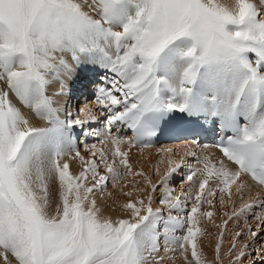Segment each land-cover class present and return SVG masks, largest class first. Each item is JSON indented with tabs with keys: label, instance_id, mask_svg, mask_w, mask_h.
<instances>
[{
	"label": "snow or ice",
	"instance_id": "obj_1",
	"mask_svg": "<svg viewBox=\"0 0 264 264\" xmlns=\"http://www.w3.org/2000/svg\"><path fill=\"white\" fill-rule=\"evenodd\" d=\"M89 72L99 74L93 95L105 126L100 143L112 149L84 144L85 155L76 129L97 123L96 116L90 108L73 115L60 100L69 78L75 85ZM209 124L225 133L221 158L189 169L181 183L190 189L202 173L193 195L169 185L186 161L169 158L157 185L132 172L121 147L198 135ZM124 127L132 137L113 135ZM77 159L82 170L74 173L69 160ZM127 174L145 176L151 194L124 203L122 218L104 216L96 193ZM249 177L264 186V0H0L2 264H164L161 252L177 249L185 264H206L197 236L200 217L213 212L200 206L213 205L208 197L217 190L221 205L225 194L231 201L233 185L242 198ZM158 187L164 207L154 208ZM254 218L264 224V215ZM239 237L245 242L232 244V264H264V228L236 231L234 241ZM222 243L223 233L217 261Z\"/></svg>",
	"mask_w": 264,
	"mask_h": 264
},
{
	"label": "rangeland",
	"instance_id": "obj_2",
	"mask_svg": "<svg viewBox=\"0 0 264 264\" xmlns=\"http://www.w3.org/2000/svg\"><path fill=\"white\" fill-rule=\"evenodd\" d=\"M96 88H88L87 92L85 91V95L87 96L88 102H83L80 100L79 107L82 106H88L90 105V109H92L94 115L96 116L97 123L86 125L84 129H76V132L78 133L77 142L78 145L81 146V152L82 154L87 155V153L84 152L83 145L88 144L91 145L93 143L97 144V147L104 148L105 151H110L111 148H107L106 144H101L100 137H97L95 135L96 132L101 133L103 135L105 133V126L103 124V113L100 111L99 105L96 104L95 97L93 93H95ZM70 99V98H69ZM73 99V97H71ZM94 99V100H93ZM72 101V100H71ZM68 104L70 105V102ZM77 108V109H78ZM76 109V113H77ZM80 119H83L81 116V113L79 114ZM104 130V131H103ZM127 131V130H126ZM83 134H79V133ZM97 137V138H95ZM189 139L181 141V144H186L184 141H189L195 139H192V137H188ZM198 142H201L199 139H197ZM195 142L196 146L202 147L204 146L201 143ZM179 142H172V143H166L162 144V146H174L175 144H178ZM187 143H194V142H187ZM135 148V147H133ZM151 148V147H148ZM136 149V148H135ZM138 149V148H137ZM147 149V148H146ZM172 157L176 159L177 161L183 159L187 162V166L184 168V170L177 176L174 177L172 181L169 182V185L172 189H174L175 194L179 195L182 191H188L189 195H193L197 189L199 184V175L194 177V180L196 181L197 186L195 185L191 189L189 188V183L185 181L184 183H181L189 169H197L199 168L200 160H196V158L193 157H186V155L182 158L177 159V150L173 149ZM129 152V151H128ZM136 153V152H135ZM135 153H130L128 156L129 163L132 165V172H139L142 171L146 177H150L152 179V182L154 184H159L160 180L157 179V169H165L167 166H165L168 163V155L165 158H154L150 157L149 159H144L143 157H140L139 155H136ZM201 155V154H200ZM149 161V162H148ZM151 164V166H148ZM198 165V166H197ZM103 174V172H102ZM145 176H138L133 174H127L121 179L119 182H113L111 179L107 182L106 188L103 191V193H106L109 204L105 208L107 214L110 210L118 212L123 215V217L126 215L123 211L120 210V202L122 201L126 203L129 199L135 200L139 197H143L146 199V196L148 194H151V189L147 185ZM161 179V178H160ZM51 186V198L53 202L58 200V194H57V185L55 183L50 184ZM140 188H148V192L141 193L138 191ZM234 185L232 187V197L231 201H229V198L227 194H225V203L223 205L219 202V191L217 190V195L215 197H208L209 199L213 200V205H208L206 203L201 204V212H213V216L211 219H208L207 217H200V213H197V216L200 217V224L199 227L203 230L202 233L198 234L197 241H198V247L203 253L204 259L206 261V264H232V261L234 259V256L229 255V250L232 248V244L234 242L243 244L245 241L243 237L236 238L234 241V234L236 231H247L249 227L252 229H255L257 225L259 224L262 228H264V224L261 223L260 220L254 218V216H261L264 215V197H262L261 204L259 206H255V208H252L250 212L245 213L244 215L237 217L232 216L233 211L239 212L240 209V203H236L237 198V192L235 191ZM207 191V189H206ZM127 192H132V197H128L126 195ZM100 193V192H98ZM164 195V189L159 188L157 189L156 193L154 194L155 199L153 202L154 208L164 207L159 203V200ZM194 200L188 201L189 208L192 204H194ZM233 203V204H232ZM236 204V205H235ZM233 207V209H232ZM227 213V215H226ZM173 215H178L181 218L184 217V212H173ZM231 217V219H230ZM228 220L227 226L224 225V221ZM221 233H223V243L219 252V261L216 260V244L220 242ZM182 233L178 232L177 235H181ZM201 239V243H200ZM161 255H165L166 259L164 264H185V261L183 257L180 255L179 250L177 249L175 252H169L164 253L161 252ZM208 255V256H207ZM258 255V254H257ZM189 258L190 252H189ZM177 260L176 263L173 262V260ZM247 264V262H245Z\"/></svg>",
	"mask_w": 264,
	"mask_h": 264
},
{
	"label": "bare ground",
	"instance_id": "obj_3",
	"mask_svg": "<svg viewBox=\"0 0 264 264\" xmlns=\"http://www.w3.org/2000/svg\"><path fill=\"white\" fill-rule=\"evenodd\" d=\"M98 76H99V74L95 73V72H89L86 74H81L80 79L76 82L75 85H73V83H72V78H69L67 81V84H68V87L66 89L67 94L61 98L60 105L63 107H67L68 110L73 113V115H76L75 111L79 107L80 100L83 99L82 103L88 102V100H89V99H87V96L85 95V91L87 92V89L91 88V87L94 89L98 87V84L94 82L97 80ZM54 90H57V88H53L50 91H54ZM71 97H73V99H71ZM69 101H71L70 105L68 104ZM81 108H90V105L82 106ZM81 116L83 117V119H86L87 118V112H81ZM126 130L128 131L127 127L123 128V133H126L127 132ZM103 136H104V134L97 136V137H100V139H103ZM97 137H95V138H97ZM129 138H130V135H129ZM184 142L186 144H181V141H180L178 143L179 145L175 144L174 146H162V145L152 143L151 148H147V149L146 148H138V149L136 148L135 149L133 147L129 148L128 144H124L121 147H122V150L129 151L130 153L136 152L135 153L136 155L140 154L141 155V156L139 155L140 157H143L144 159L148 158L149 161H150V157L165 158L168 155V158H173L172 157L173 151H172V153H169L166 155L164 153V151H162L163 149L173 148V149L177 150V155H176L177 159L182 158L185 155H186V157H193V156L189 155L188 153L194 151V152H196V157H193V158H196V160H200L199 168L203 167L202 162H203L205 157L211 158L214 162L221 158L220 152L217 151L216 149L212 148L211 146L204 145L202 147H199L201 145L196 146V144H195L196 141H193V140L184 141ZM187 142H194V143L191 144V143H187ZM198 143H201V142H198ZM106 147L112 149L111 143L110 142L106 143ZM69 163H70V171H72L74 173H78L80 170H82V165L80 164L78 159L75 161L69 160ZM148 166H151V164H149ZM165 166H167V168H168V163ZM167 168H165L163 170L162 169L159 170V172L157 173V179L156 180H160V178L162 176H164L165 172L167 171ZM198 175H199V178L202 177V173H198ZM237 183H239V181ZM217 184H218V181L213 179L212 181H210L209 186L216 188ZM196 186H197V184H196ZM234 188H235V185H234ZM235 191L236 190H234V192ZM50 193H51V186H50ZM262 197H264V189L261 186H259L258 184H256L255 182H253L249 178L248 184L243 190L242 198H241V194L237 193L236 203L237 204L240 203L239 204L240 206L245 205V204H252V205H254L253 208L256 209V207L261 204ZM96 198L98 201V206L102 209V213L104 216H111L113 219L123 217L122 214L115 212V211H112V210H110L107 214L105 208L108 206V204L110 202H109V199H108L106 193H103V192L98 193L97 192ZM119 202H120L119 208L122 211V205L124 204V202H122V201H119ZM232 209H233V207H232ZM200 243H201V239H200ZM173 262L176 263L177 260L175 259V260H173ZM0 264H2V258H0Z\"/></svg>",
	"mask_w": 264,
	"mask_h": 264
}]
</instances>
